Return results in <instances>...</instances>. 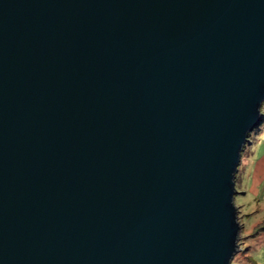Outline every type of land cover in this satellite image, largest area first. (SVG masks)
Masks as SVG:
<instances>
[{
	"label": "water",
	"instance_id": "water-1",
	"mask_svg": "<svg viewBox=\"0 0 264 264\" xmlns=\"http://www.w3.org/2000/svg\"><path fill=\"white\" fill-rule=\"evenodd\" d=\"M263 108L264 0H0V264H233Z\"/></svg>",
	"mask_w": 264,
	"mask_h": 264
},
{
	"label": "rangeland",
	"instance_id": "rangeland-1",
	"mask_svg": "<svg viewBox=\"0 0 264 264\" xmlns=\"http://www.w3.org/2000/svg\"><path fill=\"white\" fill-rule=\"evenodd\" d=\"M264 113V108H263ZM264 138V123L261 128L251 136L250 141L251 144L247 146L245 156L242 158V163L239 168V174L237 176V190L239 194L236 196L235 203L240 210V223L242 225V233H241V248L242 252L238 254L235 258L233 264H248L251 252V244H253V240L256 238H251L254 234L256 228L261 224L262 219H259L258 214V204L256 203L254 195L250 192L248 193V188L251 189L252 183L250 181L253 170V162L251 160V150L257 143ZM261 141V142H262ZM263 148V147H262ZM261 153V151H260ZM264 155V153L260 154ZM251 156V157H250ZM244 183V184H243ZM247 188V189H246ZM247 190V191H246ZM253 207L256 210L253 211ZM260 223V224H259Z\"/></svg>",
	"mask_w": 264,
	"mask_h": 264
},
{
	"label": "crops",
	"instance_id": "crops-1",
	"mask_svg": "<svg viewBox=\"0 0 264 264\" xmlns=\"http://www.w3.org/2000/svg\"><path fill=\"white\" fill-rule=\"evenodd\" d=\"M261 141L262 140H260L251 150L252 157L250 156V162H253L254 165L250 179L252 186L251 189L248 188V193L250 192L254 195L256 203L258 204L259 219L263 218L262 222H264V155L259 156L260 151V154L264 153V138L263 141ZM252 209L253 211L256 210L255 207ZM248 259V264H264V233L260 234L253 240L250 257H248Z\"/></svg>",
	"mask_w": 264,
	"mask_h": 264
},
{
	"label": "trees",
	"instance_id": "trees-1",
	"mask_svg": "<svg viewBox=\"0 0 264 264\" xmlns=\"http://www.w3.org/2000/svg\"><path fill=\"white\" fill-rule=\"evenodd\" d=\"M264 233V222H262L255 230L254 234L251 236V238H255L259 236L260 234Z\"/></svg>",
	"mask_w": 264,
	"mask_h": 264
}]
</instances>
